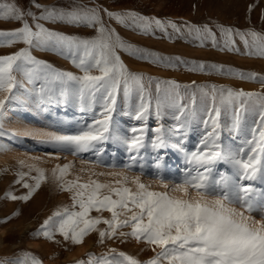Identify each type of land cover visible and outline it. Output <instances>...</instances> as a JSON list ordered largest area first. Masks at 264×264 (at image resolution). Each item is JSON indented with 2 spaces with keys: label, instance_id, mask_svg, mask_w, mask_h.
<instances>
[{
  "label": "snow or ice",
  "instance_id": "1",
  "mask_svg": "<svg viewBox=\"0 0 264 264\" xmlns=\"http://www.w3.org/2000/svg\"><path fill=\"white\" fill-rule=\"evenodd\" d=\"M42 7L39 4L34 5ZM251 9V6H250ZM105 12L109 18L121 22L130 21V26L141 28L147 33L153 25L165 28L166 23L174 29L177 26L171 21L164 22L155 18L143 17L138 13L110 12L97 7H81L72 10H57L45 8L39 16L31 11L25 12L14 2H0V19L16 20L21 26L10 31H0V44L8 45L23 42L26 47L20 48L11 55L0 56V92L8 95L0 97V137H36L41 143L51 144L62 151H70L73 155L92 152L96 160L84 163L95 164L105 150L100 145L111 141L126 145L129 152H137V156H130L131 164L125 168L135 166L138 153L144 144L145 127L132 128L131 138L120 135L113 125L112 114L115 111L117 94L123 87L127 99L133 90L140 93V102L137 105L135 118L146 121L150 114L151 94L147 95L143 74L130 72L120 58L118 49L129 51L132 49L123 41L114 29L109 28L101 16ZM26 16H31L30 24ZM40 20H60L66 23L83 25L93 28L95 36L82 38L75 35H66L55 32L39 23ZM221 33L227 39L225 46L232 49L235 44L232 37L239 35L246 48H256L257 55H264V35L255 31L240 32L238 29L220 26ZM178 30V29H177ZM197 39L203 43V38L211 36L212 43H217L215 33L207 26L196 27ZM251 37V43L248 39ZM32 48L51 50L57 54L70 58L73 65L81 70L82 75L62 71L55 68L47 61L40 60L32 55ZM239 50V49H235ZM140 54V58L147 59L144 50L135 49L131 54ZM251 54V53H249ZM151 55V54H149ZM162 61H171L172 58H159ZM179 60V58H175ZM165 66H175L165 63ZM198 67L202 70L203 63ZM211 67L216 68V65ZM95 70L98 74H93ZM222 70V66H221ZM232 72V69L228 70ZM14 73L20 74V79ZM243 75V73H241ZM255 73L248 74V78H255ZM154 78L149 77L151 82ZM32 85L31 89L26 87ZM41 82L40 88L35 89V84ZM264 88V76L260 77ZM161 84L167 87L161 88ZM195 85V82H193ZM181 85L175 81H160L156 85V115L160 116L162 99H172L178 96ZM184 87H188L185 85ZM204 96L209 93L203 86H197ZM24 88L26 92H35L40 100L52 99L55 94L64 97L77 95L81 106L94 104L98 98L103 100L102 120H93L79 126L75 134H60L45 131L44 129H5L3 115L5 104L8 101L19 99L16 91ZM216 86H212V106L208 111L211 121V131L200 141L196 151L187 153L180 145H174L185 151L188 167L184 170L179 182H165L163 175L159 176V189L153 190L150 184L142 183L139 176L131 179L121 172L96 173L91 175L120 177L110 182L101 183L99 180L89 179L80 182V177L75 180H65L64 177L72 166L71 164L57 165L52 169V175L64 191L72 193V205L58 209L49 216L40 226L42 234L52 239L55 233L61 234L65 240L71 239L73 243H81L85 235L100 223L107 225L106 229H98L99 243L104 239L122 237L143 240L152 245L153 251H160L147 261H140L133 256L116 249H109L98 258L90 255L88 264H264V195L257 196L252 182H264V91H234L219 89L222 106L234 109L233 128L240 129L242 114L258 113L259 122L252 130V138L245 140L244 147L233 151L222 146L219 132V117L221 108L216 104ZM195 94H193V104ZM181 116L186 109L181 107ZM214 113V115H213ZM181 116H177L179 120ZM209 120L204 124L207 128ZM161 133L162 129H156ZM258 131V135H257ZM140 133V135H135ZM153 149L167 147L163 135H157L151 141ZM39 160V157H33ZM162 160L163 157H158ZM23 166L24 161H20ZM224 163L231 166L232 173L220 171L214 178L216 165ZM113 163L110 167H115ZM29 171L35 169L37 175L31 177L34 184L23 183L29 191L22 197L9 193L12 199L30 198L32 193L40 187L41 181L47 177L45 170L29 165ZM141 168L143 166L141 165ZM81 171H86L82 168ZM20 180L28 173H18ZM20 180L17 182L19 183ZM248 181V183H245ZM129 183L135 187L127 186ZM104 190V191H102ZM115 197V198H113ZM79 211H75L76 207ZM100 212L107 210L111 213L110 219L90 217L92 210ZM254 213H259L257 219ZM123 217V219L121 218ZM131 227L130 232L118 229ZM16 264H41V262L26 254L16 261ZM84 264V262H78Z\"/></svg>",
  "mask_w": 264,
  "mask_h": 264
},
{
  "label": "rangeland",
  "instance_id": "2",
  "mask_svg": "<svg viewBox=\"0 0 264 264\" xmlns=\"http://www.w3.org/2000/svg\"><path fill=\"white\" fill-rule=\"evenodd\" d=\"M0 2H13V0H0ZM18 7L25 12L31 11L37 16L45 8L57 10H72L81 7H97L107 9L110 12L138 13L143 17L155 18L164 22L171 21L177 29L166 23L165 28L155 25L145 33L139 27L130 26L131 22H121L115 18H109L101 11L104 23L132 46L129 51L118 49L121 60L126 68L133 73L143 74L146 87L145 103L147 95L151 94L150 114L146 121L137 120L135 114L140 102V93L133 88L126 99L123 87L117 94L115 111L112 121L118 133L131 138L132 128L145 127V146L139 150L135 166L125 168V164H131L130 156H137V152H129L126 145L111 141L100 145L105 150L101 153L99 161L95 164L84 163L96 160L92 152L73 155L70 151H62L51 144L41 143L36 137H0V264H16V261L30 254L37 258L41 264H88L90 255L93 258L100 257L109 249H116L135 257L140 261H147L156 252L152 245L135 238L114 237L105 238L99 243L98 229H106L107 225L100 223L97 230L89 232L81 243H73L71 239L65 240L58 232L52 239L42 234L41 225L58 209L65 206L71 208L72 193L64 191L52 175V169L57 165L71 164L68 173L64 177L67 180H75L80 177V182H87L90 178L106 183L120 177L91 175L92 172L125 173L130 179L139 176L142 183L150 184L153 190L159 189V176L163 175L165 182H179L186 163L187 153L198 149L200 141L208 131H211V121L208 111L212 106V86H216V104L221 108L219 117V132L222 146L236 151L244 147V141L252 138V130L259 122L258 113L242 114L239 131L233 128L234 109L222 106L219 103V89H232L234 91H264L260 77L264 76V55H257L256 48H246L241 37H232L235 44L231 50L225 46L226 37L222 35L220 26L238 29L245 33L255 31L264 35V0H14ZM42 7L37 8L34 5ZM251 6V9H250ZM32 24L31 16H26ZM49 30L62 32L66 35H75L82 38H90L96 35L93 28L83 25H75L60 20H40ZM21 26L20 21L0 19V31H10ZM207 26L213 33L217 43L213 45L211 36L203 38V43L197 39L194 28ZM251 43V37H248ZM26 47L23 42L8 45L0 44V56L11 55L20 48ZM145 51L147 59L140 58V54H131L132 50ZM235 49H239L238 51ZM32 55L40 60L47 61L55 68L72 72L76 75L83 73L75 67L70 58L57 54L51 50L32 48ZM251 53V54H249ZM151 54V55H149ZM159 58H172L171 61H162ZM175 58H179L176 60ZM172 63L175 66H165ZM203 63L201 70L198 65ZM216 65V68L211 67ZM222 66V70H221ZM232 69V72L228 70ZM243 73V75H241ZM255 73V78H248V74ZM93 74H98L93 70ZM20 79L19 73H14ZM154 78L149 82L148 78ZM160 81H175L181 87L177 90L179 95L172 99H162L160 116L156 115V85ZM195 82V85H193ZM26 87L33 86L25 82ZM41 82L35 84V89L40 88ZM187 85L188 87H184ZM197 86H203L208 96H204ZM167 85L161 84V88ZM19 99L6 102L3 115L4 128L11 130L44 129L60 134H75L79 126L84 123H92L93 120H102L103 100L98 96L94 104L81 106L77 95H70L67 100L58 92L52 99L40 100L35 92H26L24 88L16 91ZM193 94L195 103L193 104ZM8 95L0 92V97ZM181 107L185 108V114L181 116ZM214 115V113H213ZM177 116H181L179 120ZM209 120L206 128L204 121ZM156 129H162L157 133ZM135 135H140L136 133ZM157 135H163L167 141V147L153 149L151 141ZM258 135V131H257ZM174 145H180L185 151H181ZM33 157H39L34 160ZM158 157H163L159 160ZM20 161H24L23 166ZM115 164V167L110 165ZM36 165L45 170L46 179L41 181L29 199H12L11 195L22 197L28 193L23 183L34 184L31 177L37 175L35 169L29 171V165ZM141 165L143 168H141ZM84 168L86 171H81ZM232 173V168L224 163L216 165V173L220 171ZM28 173L20 180L18 173ZM20 180L18 183L17 181ZM248 183V181H245ZM257 196L264 195V182H252ZM127 186L135 187L129 183ZM104 191V190H102ZM115 198V197H113ZM75 211H79L77 206ZM260 219L259 213H254ZM90 217H102L110 219L111 213L107 210L97 212L92 210ZM123 219V217H121ZM118 231L130 232V225L118 229ZM166 264V262H165Z\"/></svg>",
  "mask_w": 264,
  "mask_h": 264
}]
</instances>
